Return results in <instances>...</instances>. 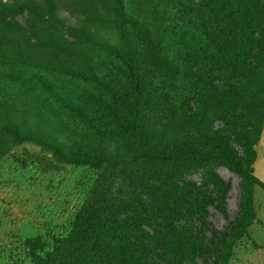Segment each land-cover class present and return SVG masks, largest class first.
<instances>
[{"label": "rangeland", "instance_id": "1", "mask_svg": "<svg viewBox=\"0 0 264 264\" xmlns=\"http://www.w3.org/2000/svg\"><path fill=\"white\" fill-rule=\"evenodd\" d=\"M123 3L152 41L149 51L131 32L133 66L144 92L136 114L122 106H132L135 100L122 62L98 41L126 55L124 44L107 21L81 12L92 8L108 15V0L98 7L93 0H34L31 8L6 19L20 27L35 57L8 56L0 41V106L36 118L38 134L17 143L0 128V264H44L54 239L68 236L88 202L109 201L117 205L118 218L125 217L130 212L122 203L123 192L129 186L152 206L142 217L151 220L149 231L168 214L170 235L174 225H184L191 235L193 225H200L189 210L196 199L205 206L208 237L211 229L229 233L255 216L249 236L236 244L229 264H264V188L254 179L264 182V102L247 97L248 91L264 97V0ZM35 28L72 45L45 50L34 36ZM246 63L254 65L256 74L242 75ZM258 81L262 86L256 89ZM47 83L70 103L93 105L106 133L51 95ZM245 92V102L235 96ZM254 141L256 145H250ZM44 142L72 156H112L120 163L104 160L96 167L64 162ZM147 145L159 156L148 155ZM214 146L223 147L233 166ZM186 148L208 150L210 156L191 160L173 155ZM215 183L224 186V193ZM176 206L181 212L171 216ZM183 259L213 264L214 256L205 263L189 251L180 256Z\"/></svg>", "mask_w": 264, "mask_h": 264}, {"label": "trees", "instance_id": "2", "mask_svg": "<svg viewBox=\"0 0 264 264\" xmlns=\"http://www.w3.org/2000/svg\"><path fill=\"white\" fill-rule=\"evenodd\" d=\"M34 0H2L0 3V41L3 43L5 54L19 59H33L34 50L30 45L24 44L23 33L19 26L12 22L6 21L12 13L23 9L31 8ZM111 11L108 15L102 13L99 9H83L81 12L88 18H94L98 21H107L113 33L124 44L126 55L120 53L116 47L101 40L98 43L107 46L122 62V72L127 78L128 84L134 91L135 100L132 106L122 102L126 111L136 114L144 99V92L139 75L133 66L131 54V32L140 36L149 51L152 49V41L149 33L143 28L141 23L134 17L128 15L124 7L123 0H108ZM101 0H93L96 7ZM34 36L38 42L45 46V50L51 48H65L71 46L65 39L56 37V35L44 34L40 29L33 30ZM94 41V40H92ZM253 64L246 63L241 66V73L256 74L253 70ZM260 73V72H259ZM262 86V82H257L256 89ZM48 92L63 101L69 110L75 109L76 113L87 124H94L98 132L106 133L101 130L106 129L102 115L89 105L85 108L78 106L76 103H70L65 96L56 93L51 85L47 83ZM109 92L117 97V92L109 89ZM247 97L257 102L264 97L248 91ZM246 92L244 94L235 93L238 100L245 102ZM264 105V104H263ZM264 108V106H263ZM237 111V110H236ZM235 111V112H236ZM237 113V112H236ZM242 114V111H238ZM27 112L13 110L6 106H0V128L4 129L8 136L17 143L32 141L38 134V121ZM45 146L50 147L56 156L68 163L91 164L96 167L103 165L104 160L114 165L120 163L112 156L95 158L84 155H69L62 148L51 142H44ZM250 145H256V141ZM222 146L215 147L216 154L223 160H226L230 166H233L232 159L222 151ZM147 150L153 157L159 156L158 150L147 145ZM178 151V150H177ZM175 157L184 159L197 160L210 156L208 150L181 149L173 154ZM252 163L256 157L252 158ZM254 174V170H253ZM254 179L263 186L264 182L254 175ZM216 189L224 193V186L215 183ZM124 200L122 203L128 207L130 212L123 218H118V207L109 201H102L101 204L88 202L77 214L72 229L68 236H59L54 239V249L52 254H45L44 264H189L186 260H180L183 253L192 251L197 256L208 263V258L214 256L213 264H229V259L233 254L236 244L245 236H249V228L253 224L255 216L240 222L229 233L219 232L211 229V236L208 237L206 229L210 224L206 220L204 203L198 199L189 205L191 214H195L200 225H193L190 234H187L184 225L173 226L174 232L171 235L166 230L169 228L167 218L162 223L150 230L152 227L147 220L142 217L148 213L146 209L151 208L149 202H144L134 187L124 189ZM158 203L156 207L160 205ZM187 207V206H185ZM223 208V207H222ZM171 216L179 215L181 209L175 207ZM156 231V232H155ZM193 231H197L194 233ZM172 246L180 249L179 252L172 251ZM158 257V258H157ZM38 263V261H37ZM36 263V264H37Z\"/></svg>", "mask_w": 264, "mask_h": 264}, {"label": "crops", "instance_id": "3", "mask_svg": "<svg viewBox=\"0 0 264 264\" xmlns=\"http://www.w3.org/2000/svg\"><path fill=\"white\" fill-rule=\"evenodd\" d=\"M258 160V159H257ZM256 163H257V161H256ZM256 163H255V165H256Z\"/></svg>", "mask_w": 264, "mask_h": 264}]
</instances>
